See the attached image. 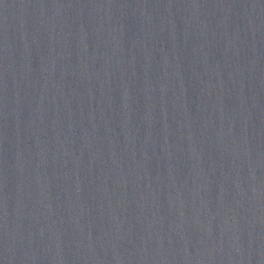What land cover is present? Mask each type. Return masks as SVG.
Instances as JSON below:
<instances>
[{
    "label": "water",
    "instance_id": "obj_1",
    "mask_svg": "<svg viewBox=\"0 0 264 264\" xmlns=\"http://www.w3.org/2000/svg\"><path fill=\"white\" fill-rule=\"evenodd\" d=\"M0 264H264V0H0Z\"/></svg>",
    "mask_w": 264,
    "mask_h": 264
}]
</instances>
